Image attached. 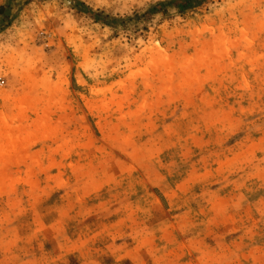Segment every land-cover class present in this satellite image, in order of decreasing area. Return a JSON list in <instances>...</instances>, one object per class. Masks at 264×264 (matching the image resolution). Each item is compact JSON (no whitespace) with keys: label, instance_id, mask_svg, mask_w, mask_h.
Here are the masks:
<instances>
[{"label":"rangeland","instance_id":"374dc122","mask_svg":"<svg viewBox=\"0 0 264 264\" xmlns=\"http://www.w3.org/2000/svg\"><path fill=\"white\" fill-rule=\"evenodd\" d=\"M172 2L0 0V264H264V0Z\"/></svg>","mask_w":264,"mask_h":264},{"label":"trees","instance_id":"16d2710c","mask_svg":"<svg viewBox=\"0 0 264 264\" xmlns=\"http://www.w3.org/2000/svg\"><path fill=\"white\" fill-rule=\"evenodd\" d=\"M211 0H173V5L179 13L183 14L186 11H192L205 7ZM159 8H163L164 3L158 4ZM165 12L164 9H160ZM136 17H138L136 15Z\"/></svg>","mask_w":264,"mask_h":264}]
</instances>
